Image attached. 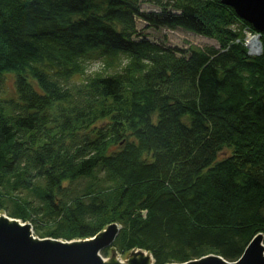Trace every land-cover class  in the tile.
I'll list each match as a JSON object with an SVG mask.
<instances>
[{"label": "trees", "instance_id": "16d2710c", "mask_svg": "<svg viewBox=\"0 0 264 264\" xmlns=\"http://www.w3.org/2000/svg\"><path fill=\"white\" fill-rule=\"evenodd\" d=\"M138 19L220 48L154 43ZM248 28L221 0H0V210L69 242L118 224L105 258L239 260L264 235V34L250 56Z\"/></svg>", "mask_w": 264, "mask_h": 264}, {"label": "water", "instance_id": "95a60500", "mask_svg": "<svg viewBox=\"0 0 264 264\" xmlns=\"http://www.w3.org/2000/svg\"><path fill=\"white\" fill-rule=\"evenodd\" d=\"M221 1L233 8L238 17L255 31L264 34V0ZM10 219L0 220V264H155L153 256L144 250L132 251L126 263L116 254L105 261L102 252L117 240L120 233L118 224L108 226L94 238L69 242L35 237L31 224ZM182 264H264V235H256L235 262L209 255Z\"/></svg>", "mask_w": 264, "mask_h": 264}, {"label": "rangeland", "instance_id": "374dc122", "mask_svg": "<svg viewBox=\"0 0 264 264\" xmlns=\"http://www.w3.org/2000/svg\"><path fill=\"white\" fill-rule=\"evenodd\" d=\"M141 7H142V11H145V12L160 10L158 7L154 5H150V4H142ZM137 29L139 33L147 36L154 43H159L166 47H173V48H178L181 50H188L190 47H198V48L214 47L216 49L220 48V45L218 44L216 40L209 39V38H206V37H203V36H200V35H197V34L182 30V29L170 30L167 28L150 27L140 19H138V22H137ZM94 63L95 62L88 63L87 67L91 66ZM104 69H105V63H104V67L101 70L95 72L92 75H88L86 73L85 77L93 76L96 73L104 71ZM7 88H8V93L10 94L14 91L13 83L11 82V80L10 82H8ZM73 187H74L73 188L74 190L75 188L82 189L83 185L77 184V185H73ZM4 213L8 215L7 212H4ZM25 223L31 224L33 227V231H34V226L31 222H25ZM34 235L35 237L40 238L38 235L35 234V231H34ZM109 253L110 255L108 258H112L113 255L116 254V257H118L121 261L125 263L129 260V258L132 255L131 252L127 255H121L116 250H110Z\"/></svg>", "mask_w": 264, "mask_h": 264}, {"label": "clouds", "instance_id": "9594fccd", "mask_svg": "<svg viewBox=\"0 0 264 264\" xmlns=\"http://www.w3.org/2000/svg\"><path fill=\"white\" fill-rule=\"evenodd\" d=\"M117 68L116 71L123 73L133 62L132 57L126 53L117 54ZM104 67L103 61H96L91 66L85 68V72L88 75H92L95 72L101 70Z\"/></svg>", "mask_w": 264, "mask_h": 264}, {"label": "bare ground", "instance_id": "6f19581e", "mask_svg": "<svg viewBox=\"0 0 264 264\" xmlns=\"http://www.w3.org/2000/svg\"><path fill=\"white\" fill-rule=\"evenodd\" d=\"M247 23V22H246ZM249 25V24H248ZM250 26V25H249ZM250 27H252V26H250ZM253 28V27H252ZM254 29V28H253ZM248 33H251V34H256V35H259V37H260V42H261V36L263 35L262 33H260V32H257V31H253L251 28H248L247 30H245L244 31V35H245V38H244V45H245V47L248 49V54L250 55V56H256V55H253L254 53L253 52H251V47H253V45H254V43H256V40H255V38L254 37H250L249 36V38L247 39L248 41H249V44L247 45V42H245V40H246V38H247V34ZM246 40V41H247ZM239 43V42H238ZM262 43V42H261ZM256 53V52H255ZM260 56V55H259ZM256 57H258V56H256ZM0 220H12V219H10V217L8 216V215H6L5 213H3L1 210H0ZM24 225V224H23ZM209 256V255H208ZM205 257H207V256H205ZM204 258V257H203ZM107 260H109V258H106V260L105 261H107Z\"/></svg>", "mask_w": 264, "mask_h": 264}, {"label": "built area", "instance_id": "2783aa9c", "mask_svg": "<svg viewBox=\"0 0 264 264\" xmlns=\"http://www.w3.org/2000/svg\"><path fill=\"white\" fill-rule=\"evenodd\" d=\"M249 36L250 37H254L255 40H256V43H254L253 47H251V52H253L254 53L253 55H256V56L261 55L262 54V44L260 42L259 35L248 33L246 40L249 38ZM246 40H245V42H247V45H248L249 44V41L248 40L246 41Z\"/></svg>", "mask_w": 264, "mask_h": 264}]
</instances>
